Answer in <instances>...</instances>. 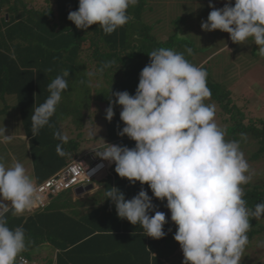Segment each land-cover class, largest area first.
<instances>
[{
  "label": "trees",
  "instance_id": "trees-1",
  "mask_svg": "<svg viewBox=\"0 0 264 264\" xmlns=\"http://www.w3.org/2000/svg\"><path fill=\"white\" fill-rule=\"evenodd\" d=\"M78 4L79 0H0V112L17 111L19 121L30 137L37 185L45 183L68 165L79 162L77 159L84 150L82 146L87 143V135L83 133L87 117L101 114V107L106 110L109 99L115 101L111 93L128 91L134 95L140 72L150 63L148 54L162 47L183 53L190 63L207 70V87L211 91L207 102L223 105L234 125L229 128L232 132L251 135L249 137L258 147L252 161L264 157V117L244 122L248 117L238 106L237 95L231 89L242 77L239 70L246 75L243 70L248 71L251 63L262 59L258 54L259 46L251 38L244 45L231 41L228 47L221 48H228L227 58L223 61L230 65L229 69H222L218 61L221 49L203 58L196 54V49L191 55L186 51L191 44L185 31L190 34L192 31L197 33L198 28L202 31V22L193 18L194 21L185 27L180 16L168 13L159 16L156 0H139L136 6H130L129 22L112 34H105L98 24L86 30L78 29L68 19L70 11L78 10ZM205 14H208L207 7ZM162 18L170 22L178 18L176 26L163 23ZM175 27L179 29L173 31ZM221 35L223 42L229 43L228 34ZM108 62H111L110 66H105ZM65 71L69 72L66 77L69 87L62 94L49 125L33 136L31 116L34 108L45 102L50 95L48 85ZM221 74L228 78H222ZM105 110L101 115L103 142L134 148L135 141L127 135H118L125 126L120 120L122 106L113 104L115 115L111 122L106 119ZM9 126H5L6 135L11 133ZM56 131L66 135L67 142L56 138ZM58 144L63 155L56 150ZM9 152H15L13 142L12 145L0 144V157L5 158L3 153ZM90 158L94 162L98 160L96 155ZM95 182H103L104 187L92 196H89L92 190L82 195L75 190L69 193V190L49 198L45 208L23 215H8L9 227L22 226L26 240L31 241L17 258V264H20V258L35 264L43 252L47 255L44 260L40 259L46 264H176L175 260L177 264H183L181 247L174 239L177 226L171 221L166 199L155 198L147 184L142 186L139 181L132 184L127 178L119 177L115 165L107 170L105 178L92 181L93 189ZM111 187H118L125 199L133 198L143 187L152 197L156 210L165 213L168 221L163 227L165 237L153 239L146 236L140 225L134 226L119 218L115 204L106 199V192ZM242 187L246 188L243 198L249 209L254 210L257 203L264 202V186L260 190L249 184ZM154 214L155 211L149 213L150 216ZM262 221L264 216L250 217L251 228L247 232L249 243L244 251L250 255V250L260 247L259 251L263 253L254 264H264V228L259 227ZM254 239L257 243L250 244Z\"/></svg>",
  "mask_w": 264,
  "mask_h": 264
},
{
  "label": "clouds",
  "instance_id": "clouds-1",
  "mask_svg": "<svg viewBox=\"0 0 264 264\" xmlns=\"http://www.w3.org/2000/svg\"><path fill=\"white\" fill-rule=\"evenodd\" d=\"M138 3L79 0L78 10L70 11L68 19L78 29L98 24L105 34H112L129 22L128 9ZM209 7L212 10L207 21L201 23L203 30L226 32L232 42L241 45L251 38L259 46L258 54L264 57V0H234V6L232 0H227L222 8L210 2ZM186 51L192 54L191 48ZM148 55L150 63L140 72L135 94L111 93L115 101L110 98L105 110L111 122L113 104L122 106L120 120L125 126L118 135H127L135 141V147L105 143L97 154L101 159L92 167L81 163L98 180L109 169L103 160L114 162L119 177L132 184H147L155 198L166 199L171 221L177 226L174 239L181 247L183 264H241L249 243L250 217L264 216V202L252 210L243 198L242 186L251 180L250 165L240 143L225 139V130L215 121V105L204 103L211 97L207 70L169 48ZM68 76V71L57 76L48 85V98L34 108L33 136L55 114L69 87ZM5 132V127L0 128V144L14 139ZM54 136L63 142L68 140L60 131ZM56 150L64 154L61 145ZM106 197L115 204L119 218L140 225L153 239L165 237V213L156 210L143 187L131 199H125L118 187H111ZM38 199L35 179L25 166L14 160L6 167L0 159V264H17V258L31 243L22 226L9 227L8 215H23L37 205ZM153 211L155 214L150 216Z\"/></svg>",
  "mask_w": 264,
  "mask_h": 264
},
{
  "label": "rangeland",
  "instance_id": "rangeland-1",
  "mask_svg": "<svg viewBox=\"0 0 264 264\" xmlns=\"http://www.w3.org/2000/svg\"><path fill=\"white\" fill-rule=\"evenodd\" d=\"M210 2L214 4L216 8H222L227 3V0H156L155 8L159 16L161 15L164 16L166 13H168L172 16L182 17L184 24H186L185 27H188V25L194 20L198 23L199 22L201 23L202 21H207V17L210 11L212 10V8L209 7ZM157 3L159 7H157ZM232 5L234 6V0H232ZM206 7L208 8V14H205ZM193 15H195V17H193ZM177 19L178 18L171 19V22H170L168 21V19L162 18V21L163 23L170 22V24H172V26L174 27L176 26L175 21ZM178 29H176L175 27L173 31L175 30L177 31ZM197 30H198L197 33L195 31H192V34H190V31L188 32L187 30L185 32L187 34L186 39L191 44V49L192 50L196 49V54H199L200 58H203L204 56H208L212 52L225 47V45H227L228 47L231 43L230 35L228 33H227L228 34L227 39L229 43L223 42L224 38L221 35L222 33H224L223 31H220V30H213V31L202 30L201 31L199 30V28ZM166 39L167 38H163V40H166ZM227 53H228V48H225L222 51H220L218 54V55L222 54L218 58L220 67L222 69H229L228 67L230 66L226 64L225 61H223L227 58ZM197 59L199 60V58ZM212 66H214V64H212ZM243 71L246 72V75H244L245 73H243L242 70H239L238 72L240 76L242 77L238 80L237 83L231 86V89L233 93L237 95L236 98L238 99V106L242 107V110L246 113L248 117V119L244 120V122L247 123L248 120L252 118L255 120L257 118L264 117V57H262L261 61L251 63V67L248 69V71L246 70H243ZM221 77L222 78L225 77L226 79L228 78L227 76H223V74H221ZM224 84L227 85L226 82ZM205 104H209L207 100ZM211 104L215 105V109H216L215 121L221 128L225 130V133H226L225 139L228 141L235 140L240 143L241 150L243 151L245 158L248 164L250 165L251 180L248 184L252 188L257 187V189L260 190L264 186V157H261L259 161L251 160V157L253 156L254 153L257 152V149H258V147L255 146V143H254L255 141H253L252 137H249L251 135H248V134L246 135L245 133L243 134V133L232 132L229 128H231L234 125L233 123H231L232 121L230 119V116L226 115L227 113L224 112L223 105L221 107L218 104V102H211ZM104 110H105V107H101L100 108L101 114H99L98 116L90 115V117H87L86 119V122H85L86 127H84V132H83L87 135V143H86V146H84L86 147L84 150L85 152L84 156L88 154L87 153L88 151L92 149H96L97 147H99L100 143L103 142L104 128L102 126L103 120L101 119L102 118L101 115ZM18 117L19 116H18L17 111H14L12 109H10V111L7 114L0 112V128H3L5 126L8 127L9 124H11L9 126V130L11 133H9V135L13 136L15 132H17L16 134H18L19 131H21V127H18V124H17V123H20ZM92 121H94L93 125L91 124ZM73 130L74 129H72L71 131ZM76 133H78V131H76ZM90 133H92V135H94L95 138H93V136L90 135ZM89 139H92V140L89 141ZM15 141H20V140H14V139L12 140L13 143ZM12 142L8 143L7 145H12ZM14 147H15V144H14ZM14 150L16 151L15 148ZM16 152H17L15 153L16 155L14 154L12 155L11 152L3 153V155L6 154L5 155L6 157L5 158L0 157V159H2V162L5 164L6 167L11 166L14 160L18 161L19 159L22 164H28L27 162H29V155L26 151V148L24 149L22 146ZM84 160L88 167H92L94 163L92 158H85ZM109 164L113 165L114 162L112 163L109 162ZM95 183H96L95 187L97 186H101L102 188L104 187L103 182L101 183L95 182ZM243 189L245 192L246 188L243 187ZM74 190L75 189L70 190L69 193H73ZM94 191H91L89 193V196H91V194ZM259 227L264 228V221H262V224L260 223ZM254 240H252L250 244L257 243L256 240L255 241ZM259 248L260 247H257L256 250H250L252 251V253L250 252L251 253L250 255H249V252L244 251L241 262L243 264L256 263V261L259 260L263 256V253L259 251ZM46 255H47L46 252H43L42 256L41 257L39 256L37 261H35V264H46V262H43L41 260V259L44 260ZM180 256H181V261L183 262L184 256L182 252H180ZM171 257L174 258L175 256L171 255Z\"/></svg>",
  "mask_w": 264,
  "mask_h": 264
},
{
  "label": "built area",
  "instance_id": "built-area-1",
  "mask_svg": "<svg viewBox=\"0 0 264 264\" xmlns=\"http://www.w3.org/2000/svg\"><path fill=\"white\" fill-rule=\"evenodd\" d=\"M94 176L87 170L86 165L75 162L68 165L54 177L41 185H37L39 199L37 205L29 212L45 208L48 205L50 196H57L71 189L92 184ZM20 264H31L26 258L19 259Z\"/></svg>",
  "mask_w": 264,
  "mask_h": 264
},
{
  "label": "crops",
  "instance_id": "crops-1",
  "mask_svg": "<svg viewBox=\"0 0 264 264\" xmlns=\"http://www.w3.org/2000/svg\"><path fill=\"white\" fill-rule=\"evenodd\" d=\"M18 124V127H21V131H19V133L18 134H16L17 132H15V134L13 135V137H14V140H20V141H15L14 142V144H15V149H16V151L17 150H19L22 146H23V148L25 149L26 148V151H27V153H28V155H29V162H27L28 164H23L24 166H25V168L30 172V174L34 177V175H35V172H34V161L32 160V158H31V152H30V147H29V142H30V137L28 138V136H27V134H26V131H25V128H24V125H22V122H20V123H17ZM49 125V124H48ZM47 125V126H48ZM62 129L63 130H65V132L66 133H68V130L65 128L64 129V127L62 126ZM70 133V132H69ZM26 136V140L25 139H23V137H25ZM93 136V138H95V136L94 135H92ZM104 145V146H103ZM82 148H84V150H85V147L84 146H82ZM103 148H105V144H104V142H101L100 143V145H99V147H97L96 149H92V150H90V151H88L87 153V155H85L84 156V150H83V153H82V155L81 156H79L78 157V159L77 160H79V161H81L82 163H84V164H86L85 163V158H90V156L91 155H93V156H97V158H99L98 157V155H97V153L99 152V151H102V149ZM13 152V154L14 155H16L15 153H17V152ZM12 154V155H13ZM19 162H20V159L18 160ZM104 161V164L106 163L107 165H108V167H109V169H111V167L112 166H114L115 165V163L113 164V165H110L109 164V162L107 161V160H103ZM24 162H26V161H24ZM87 165V164H86ZM106 173H107V171H105L104 173H102L100 176V178H99V180L100 179H102V178H105V175H106ZM35 179V178H34ZM101 188V186H98V187H96V190L94 191V190H92V191H94L92 194H91V196L94 194V193H96L99 189ZM79 195H82V194H79ZM175 262H176V264H177V261L175 260Z\"/></svg>",
  "mask_w": 264,
  "mask_h": 264
},
{
  "label": "water",
  "instance_id": "water-1",
  "mask_svg": "<svg viewBox=\"0 0 264 264\" xmlns=\"http://www.w3.org/2000/svg\"><path fill=\"white\" fill-rule=\"evenodd\" d=\"M93 185L87 186V187H79L75 190L78 194H83L84 192L91 191L93 189ZM50 199H52V196H50Z\"/></svg>",
  "mask_w": 264,
  "mask_h": 264
},
{
  "label": "bare ground",
  "instance_id": "bare-ground-1",
  "mask_svg": "<svg viewBox=\"0 0 264 264\" xmlns=\"http://www.w3.org/2000/svg\"><path fill=\"white\" fill-rule=\"evenodd\" d=\"M93 156V155H92ZM93 158V157H92ZM95 159V158H94ZM81 162V161H80ZM106 164V163H105ZM93 166V165H92Z\"/></svg>",
  "mask_w": 264,
  "mask_h": 264
}]
</instances>
